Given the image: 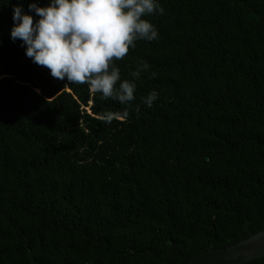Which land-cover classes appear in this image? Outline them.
<instances>
[{
    "label": "trees",
    "instance_id": "obj_1",
    "mask_svg": "<svg viewBox=\"0 0 264 264\" xmlns=\"http://www.w3.org/2000/svg\"><path fill=\"white\" fill-rule=\"evenodd\" d=\"M159 2L107 123L125 106L34 64L0 0V264H189L264 230V0Z\"/></svg>",
    "mask_w": 264,
    "mask_h": 264
},
{
    "label": "clouds",
    "instance_id": "obj_2",
    "mask_svg": "<svg viewBox=\"0 0 264 264\" xmlns=\"http://www.w3.org/2000/svg\"><path fill=\"white\" fill-rule=\"evenodd\" d=\"M164 12L159 0H49L45 6L34 0L25 12L21 0L13 6L10 38L21 41L25 55L49 69L53 78L86 84L93 97L125 106L122 111L101 115L102 120L112 123L128 118L136 79L149 68L139 61L133 79L126 80L115 61L122 60L139 40L158 41L157 27L144 17ZM29 13L38 19L34 22ZM155 75L151 73L149 78ZM158 98L153 90L142 103L150 108ZM135 111L139 113V106Z\"/></svg>",
    "mask_w": 264,
    "mask_h": 264
},
{
    "label": "water",
    "instance_id": "obj_3",
    "mask_svg": "<svg viewBox=\"0 0 264 264\" xmlns=\"http://www.w3.org/2000/svg\"><path fill=\"white\" fill-rule=\"evenodd\" d=\"M261 258H264V230L230 247L212 250L189 264H248Z\"/></svg>",
    "mask_w": 264,
    "mask_h": 264
}]
</instances>
